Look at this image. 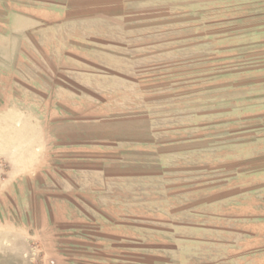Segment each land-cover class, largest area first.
Masks as SVG:
<instances>
[{"label":"rangeland","instance_id":"1","mask_svg":"<svg viewBox=\"0 0 264 264\" xmlns=\"http://www.w3.org/2000/svg\"><path fill=\"white\" fill-rule=\"evenodd\" d=\"M8 12L1 2L2 148L48 158L9 180L4 151L0 264H49L5 225L42 196L18 189L79 209L83 229H66L51 264H251L260 252L238 230L264 217V0H68L65 20L20 34ZM126 123L146 140L119 185L105 147ZM75 142L99 150L74 160L60 148Z\"/></svg>","mask_w":264,"mask_h":264},{"label":"crops","instance_id":"2","mask_svg":"<svg viewBox=\"0 0 264 264\" xmlns=\"http://www.w3.org/2000/svg\"><path fill=\"white\" fill-rule=\"evenodd\" d=\"M5 2L8 7L7 18L9 19V30L11 33H24L30 29L41 27L44 23H51L56 21H63L66 19V5L68 0H0ZM114 124L113 126H116ZM1 127V124H0ZM123 132H118V125L112 127L113 138L109 139L107 143V148L109 152H112V155L105 159L109 166H112V170L109 169L107 174L109 178L116 181V183H126V166H129V160L126 158V152L130 149L132 144L144 143L146 140L145 134L142 138L140 136L136 138H129L130 135L126 131L130 129V124H125L123 127ZM109 129H111L109 127ZM146 129L143 127V130ZM2 131V129H0ZM41 132V138L39 139L43 146L48 142L47 135L45 136L44 128ZM109 133H111L109 131ZM72 136V135H70ZM71 138V137H70ZM2 135L0 134V160L5 157L8 162V169H6V177L9 180L24 177L32 176L37 174L40 170L44 168L47 164L48 155L44 153L42 159L39 156L27 155L23 150L14 148L11 145L10 149L2 148ZM34 144H27V147H32ZM64 146L60 148L61 151L74 152V157H70L74 160L82 159L83 156L87 157V154H78L84 152L85 150H99L98 143H90L85 145L82 143H65ZM103 146V145H101ZM96 147V148H95ZM45 150V149H44ZM93 155H90L88 158L90 160H99V158H93ZM66 158V157H65ZM3 161V160H2ZM6 163L0 162V171L2 170V165ZM98 172L101 173V170L98 169ZM2 189H0L1 191ZM8 190V189H7ZM11 189L10 191H12ZM81 191H87V189H78ZM125 191V189H122ZM19 192H35L42 194L36 201V203H28L26 207V214H24V219L22 222L13 221L6 222L5 225H8V230L12 234H18L26 242H39L40 256L42 259L48 258L49 264H51V259H64L65 253L60 249V242L65 240V236L62 235L67 228H82L84 224L80 223L82 217L78 213V208L73 202H69L66 198H58L56 201L50 202L46 200L47 196H43V189L34 190L31 189H18ZM90 192H97L98 190L89 189ZM35 194V193H34ZM19 218V217H16ZM84 227V226H83ZM240 229L238 230L241 238L244 242H250L252 248H255L260 252L256 253L257 256L252 258L251 264H264V217L258 216L254 220L249 222L240 223ZM78 230V229H77ZM243 242V241H242ZM59 243V244H57ZM5 244V245H4ZM4 246V247H3ZM38 246V247H39ZM5 251H9L16 255H25L28 253V249L25 251H19L14 249L9 242L2 244ZM33 251V246L31 247V254ZM27 252V253H26Z\"/></svg>","mask_w":264,"mask_h":264}]
</instances>
